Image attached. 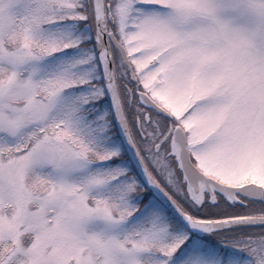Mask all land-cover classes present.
I'll return each instance as SVG.
<instances>
[{"label":"snow or ice","instance_id":"1","mask_svg":"<svg viewBox=\"0 0 264 264\" xmlns=\"http://www.w3.org/2000/svg\"><path fill=\"white\" fill-rule=\"evenodd\" d=\"M0 264H264V0H0Z\"/></svg>","mask_w":264,"mask_h":264}]
</instances>
